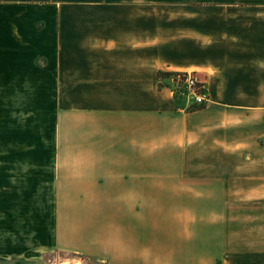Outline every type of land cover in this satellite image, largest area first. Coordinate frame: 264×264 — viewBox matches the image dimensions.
<instances>
[{
	"label": "crops",
	"instance_id": "crops-1",
	"mask_svg": "<svg viewBox=\"0 0 264 264\" xmlns=\"http://www.w3.org/2000/svg\"><path fill=\"white\" fill-rule=\"evenodd\" d=\"M185 69L207 101L160 84ZM0 87H45L50 119L0 159V255L264 264L193 254L197 228L264 218V0H0Z\"/></svg>",
	"mask_w": 264,
	"mask_h": 264
},
{
	"label": "rangeland",
	"instance_id": "rangeland-1",
	"mask_svg": "<svg viewBox=\"0 0 264 264\" xmlns=\"http://www.w3.org/2000/svg\"><path fill=\"white\" fill-rule=\"evenodd\" d=\"M177 71L180 70H174L175 73L168 75L169 78H167V86L170 88L174 87L176 91H179L182 87V84L178 80V77H176ZM174 93L178 94L177 92ZM46 99L47 97L45 87H0V159L20 157L22 154L21 151L10 150V148H12L13 144L15 143L26 141L22 140L26 136L30 139V135L33 130H41L44 133L42 136L46 138L45 133L50 132V119L47 117H41L39 115L40 113H37V111L42 112V115L45 116L44 112H46L47 109ZM28 115H32L33 117L30 119L27 117ZM24 131L27 132V135ZM20 132L25 134L24 136L21 135L22 139H20L18 135ZM261 141H264V138ZM158 201L162 203L163 208H165L164 211H166L168 205L166 207L164 203H167V201L170 200ZM206 201L211 202L214 200L202 199L200 203H206ZM237 205L242 210H244L243 208H249L252 206L250 202L245 201H243L242 204ZM235 207L237 206L234 205L230 210L231 214L233 215L236 212V209H234ZM231 217L232 216L230 215V218ZM246 217L247 220L241 225L243 230L239 231L232 230L235 226L232 220L230 221L229 225H225L224 231H221V229L216 227V225H211V227H213L211 230L200 229V227L197 228L198 231H195L196 237L195 240H193V254H203L198 256H205L207 252L210 253L215 250L213 245L212 247L209 246L206 250V248H204L205 240H208L210 244H214L215 248H217L216 244L223 243L225 244L224 249L227 250L243 248L254 250L259 248L264 249V218L262 221L258 220L254 222L253 216L246 215ZM262 217H264L263 214ZM164 219L165 221L168 219V215L166 213ZM226 226L228 228L231 227V230L226 228ZM259 227L262 228V231L257 230ZM242 243H245L246 245L243 246ZM257 244H260V246H257ZM73 257H75V259ZM0 264H107V262L89 254L76 255V253H66L63 251L54 250L43 253L35 259L25 258L23 256L15 257L0 255Z\"/></svg>",
	"mask_w": 264,
	"mask_h": 264
},
{
	"label": "built area",
	"instance_id": "built-area-1",
	"mask_svg": "<svg viewBox=\"0 0 264 264\" xmlns=\"http://www.w3.org/2000/svg\"><path fill=\"white\" fill-rule=\"evenodd\" d=\"M176 77H178L182 87L179 91H176L174 87H171L172 91L174 89V92L178 93L175 94L173 92L174 95L185 98L186 103L188 104H200L207 101L208 94L205 82L198 77L196 70L189 69L177 71ZM73 258L75 259V257Z\"/></svg>",
	"mask_w": 264,
	"mask_h": 264
},
{
	"label": "trees",
	"instance_id": "trees-1",
	"mask_svg": "<svg viewBox=\"0 0 264 264\" xmlns=\"http://www.w3.org/2000/svg\"><path fill=\"white\" fill-rule=\"evenodd\" d=\"M173 73H175V72L169 71V70H160L158 72V75H159L160 79L163 80L162 82L160 81V84H163V82H164L165 85H168L167 84L168 83L167 78H169L168 75L173 74Z\"/></svg>",
	"mask_w": 264,
	"mask_h": 264
}]
</instances>
